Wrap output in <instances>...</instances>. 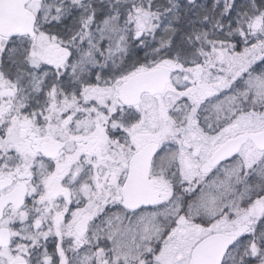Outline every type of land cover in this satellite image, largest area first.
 <instances>
[{"label": "snow or ice", "instance_id": "1", "mask_svg": "<svg viewBox=\"0 0 264 264\" xmlns=\"http://www.w3.org/2000/svg\"><path fill=\"white\" fill-rule=\"evenodd\" d=\"M0 264H264V0H0Z\"/></svg>", "mask_w": 264, "mask_h": 264}]
</instances>
